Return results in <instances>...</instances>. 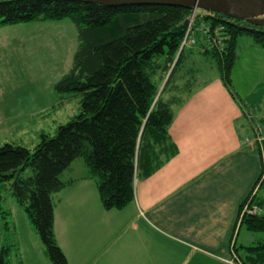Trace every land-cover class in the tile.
I'll list each match as a JSON object with an SVG mask.
<instances>
[{"label": "trees", "instance_id": "16d2710c", "mask_svg": "<svg viewBox=\"0 0 264 264\" xmlns=\"http://www.w3.org/2000/svg\"><path fill=\"white\" fill-rule=\"evenodd\" d=\"M193 12L170 6L0 1V27L69 19L78 31L73 68L55 90L81 95L80 113L54 136L43 134L34 150L16 144L0 147V185L8 183L6 190L24 208L52 264H68L55 235V196L80 181L62 178L72 163L83 159L86 174L81 180L96 182L106 211L126 209L135 201L138 174L149 176L160 166L174 108L192 94L188 61L196 54L212 59L223 85L237 97L232 73L239 39L249 37L264 49V26L216 13L196 23L211 27V45L198 32L195 46L182 47ZM219 27L223 31L216 33ZM251 123L255 137L264 122ZM248 147L260 153L264 168L257 143ZM4 200L0 197V236L2 228H10ZM263 207L264 199H257L254 191L240 206L241 226L248 232L264 234V216L256 212ZM12 247L0 242V264H11ZM233 249L240 264H264V239Z\"/></svg>", "mask_w": 264, "mask_h": 264}, {"label": "crops", "instance_id": "0c3cea01", "mask_svg": "<svg viewBox=\"0 0 264 264\" xmlns=\"http://www.w3.org/2000/svg\"><path fill=\"white\" fill-rule=\"evenodd\" d=\"M242 42L233 80L246 66L256 70L257 63L241 64L245 52L264 50L246 42L243 51ZM184 100L174 108L160 166L138 174L126 209L106 211L95 183L83 176L55 196V235L68 264H230L242 235L240 206L264 187L259 152L245 143L251 119L264 122V112L259 105L247 111L220 78ZM244 238L241 246H252ZM32 261L52 264L46 255Z\"/></svg>", "mask_w": 264, "mask_h": 264}, {"label": "rangeland", "instance_id": "374dc122", "mask_svg": "<svg viewBox=\"0 0 264 264\" xmlns=\"http://www.w3.org/2000/svg\"><path fill=\"white\" fill-rule=\"evenodd\" d=\"M242 41L243 51L246 42L254 43L249 37H242ZM78 45L77 28L69 19L0 27V147L16 144L34 150L43 134L54 136L60 126L67 125L80 113L81 95L59 94L55 90L73 68ZM258 51L256 56L250 51L241 56V64L258 65L256 70L251 66L247 72L246 66L242 75L236 73L233 91L247 111L259 105L264 112V50ZM187 64V69H192L188 81L193 90L220 78L210 58L196 54ZM27 174H32L30 169ZM85 174L83 159L79 158L62 178L77 179ZM7 188L8 183L0 185V197L5 199L1 206L10 213V228H2L0 242L15 249L11 264H33L32 259L38 258L42 261V255L47 256L46 248L24 208ZM262 196L264 187L257 198ZM260 214L264 216V208ZM241 234L238 247L245 241L244 237L252 239L251 245L259 238L264 239V234H252L245 227Z\"/></svg>", "mask_w": 264, "mask_h": 264}, {"label": "water", "instance_id": "95a60500", "mask_svg": "<svg viewBox=\"0 0 264 264\" xmlns=\"http://www.w3.org/2000/svg\"><path fill=\"white\" fill-rule=\"evenodd\" d=\"M104 6H170L221 14L260 27L264 26V0H63Z\"/></svg>", "mask_w": 264, "mask_h": 264}, {"label": "built area", "instance_id": "2783aa9c", "mask_svg": "<svg viewBox=\"0 0 264 264\" xmlns=\"http://www.w3.org/2000/svg\"><path fill=\"white\" fill-rule=\"evenodd\" d=\"M205 16H212L208 13H203L200 10H194L192 16L189 19V25L187 28L186 35L184 37V40L182 42V47H188V46H195L197 44V33L204 34L207 37L208 45H211L212 39H211V27L205 25L204 23L201 24V26L196 27L197 19L203 18ZM213 17V16H212ZM223 31L222 28L215 29V32H221ZM255 137L253 141H250L247 139V142L249 144L257 143V147L261 151V156L264 158V125L263 126H257L255 129ZM230 264H233L230 262Z\"/></svg>", "mask_w": 264, "mask_h": 264}]
</instances>
